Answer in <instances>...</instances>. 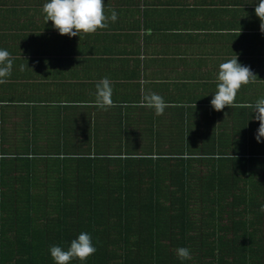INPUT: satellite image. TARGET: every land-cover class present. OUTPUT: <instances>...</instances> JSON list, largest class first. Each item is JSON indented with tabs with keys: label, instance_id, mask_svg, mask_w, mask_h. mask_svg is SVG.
<instances>
[{
	"label": "crops",
	"instance_id": "obj_1",
	"mask_svg": "<svg viewBox=\"0 0 264 264\" xmlns=\"http://www.w3.org/2000/svg\"><path fill=\"white\" fill-rule=\"evenodd\" d=\"M104 2L105 14L115 10L117 20L69 37L45 21V0H0V48L13 61L0 83V149L37 138L41 146L64 139L62 152L158 154L173 152L169 139L180 133L185 141L188 131L233 133L238 121L258 128L252 109L216 111L209 103L218 65L236 56L254 76L234 103L264 96V32L255 0ZM103 77L113 103L101 109L94 100ZM150 93L167 102L161 115L135 106Z\"/></svg>",
	"mask_w": 264,
	"mask_h": 264
},
{
	"label": "trees",
	"instance_id": "obj_2",
	"mask_svg": "<svg viewBox=\"0 0 264 264\" xmlns=\"http://www.w3.org/2000/svg\"><path fill=\"white\" fill-rule=\"evenodd\" d=\"M252 123L180 133L170 153L62 152L64 139L37 138L0 149V264H55L49 247L80 232L96 247L83 264H264Z\"/></svg>",
	"mask_w": 264,
	"mask_h": 264
},
{
	"label": "clouds",
	"instance_id": "obj_3",
	"mask_svg": "<svg viewBox=\"0 0 264 264\" xmlns=\"http://www.w3.org/2000/svg\"><path fill=\"white\" fill-rule=\"evenodd\" d=\"M104 0H45L42 5V12L45 14V21H51L52 27L61 35L69 37L77 36L80 32L91 33L98 28L108 27V22L117 20V12L112 10L110 14H105ZM255 15L260 19V30L264 32V0H255ZM13 61L10 53L5 48H0V83L11 75ZM19 69L24 70V65ZM254 76L249 67L238 62L237 56L227 59L218 65L216 74V91L212 93L209 101L216 111L225 106L244 107L252 109L253 119L259 121V126L255 132L257 142H262L264 138V96L258 97L252 103L237 105L234 103L236 93L241 85H246ZM94 104L97 108H107L112 106V87L107 77L101 78L95 85ZM127 104H122L126 107ZM135 106H145L152 108L155 115H161L167 107V102L156 93H150L142 98V101ZM260 211L264 212V204L260 205ZM49 254L55 264H70L74 259L81 261V264L96 252L95 244L90 233L80 232L72 239L66 248L59 245L49 247ZM176 254L181 260L190 259V250L185 247L176 249Z\"/></svg>",
	"mask_w": 264,
	"mask_h": 264
}]
</instances>
